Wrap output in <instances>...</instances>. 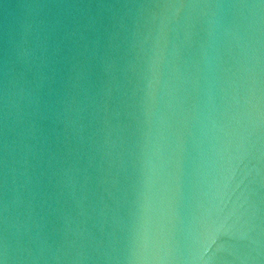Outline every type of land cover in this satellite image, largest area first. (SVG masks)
<instances>
[{"label":"water","instance_id":"water-1","mask_svg":"<svg viewBox=\"0 0 264 264\" xmlns=\"http://www.w3.org/2000/svg\"><path fill=\"white\" fill-rule=\"evenodd\" d=\"M0 264H264V0H0Z\"/></svg>","mask_w":264,"mask_h":264}]
</instances>
